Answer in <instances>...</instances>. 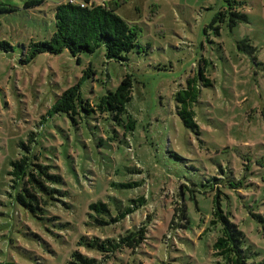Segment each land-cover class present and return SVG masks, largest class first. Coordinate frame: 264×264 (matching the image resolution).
Here are the masks:
<instances>
[{
	"label": "rangeland",
	"instance_id": "1",
	"mask_svg": "<svg viewBox=\"0 0 264 264\" xmlns=\"http://www.w3.org/2000/svg\"><path fill=\"white\" fill-rule=\"evenodd\" d=\"M24 1L0 0L17 7L0 12V40L13 46L0 50V264H68L77 235L89 228L90 202L113 207L116 198L127 203L138 195L145 203L124 218L121 229L110 225L107 232L106 226L93 231L116 235L139 226L154 209L159 218H151L148 234L160 239L149 237L134 253L109 263L96 252L89 255L101 257L102 264H221L211 254L216 232L208 224L219 192L220 207L230 212L256 253L252 259L264 264V221L250 214L264 216V0H240L237 7L246 19L229 25L226 17L213 27L209 22L227 6L224 0H122L116 11L137 26L144 47L129 52L127 60L107 61L100 47L81 53L79 60L64 49L21 63L23 45L53 31V4L61 0L32 8H23ZM244 39L254 50L238 47ZM88 66L95 73L81 79ZM199 68L212 85L200 84L194 130L176 114L174 94ZM126 73L132 83L126 109L134 119L127 137L111 139L122 126L94 111L81 112L75 120L53 113L36 124L57 95L80 79L81 95L95 101ZM31 132L32 152L64 181L56 186L65 194L42 215L15 202L8 174L10 161L21 153L19 142ZM173 193H180L190 222L166 241L172 234L168 200Z\"/></svg>",
	"mask_w": 264,
	"mask_h": 264
},
{
	"label": "trees",
	"instance_id": "2",
	"mask_svg": "<svg viewBox=\"0 0 264 264\" xmlns=\"http://www.w3.org/2000/svg\"><path fill=\"white\" fill-rule=\"evenodd\" d=\"M224 1L227 2V6L214 14L209 26L213 27V22L224 21L226 17L229 25H234L238 19H246V14L239 11L237 7V5L243 4L242 1ZM43 2L44 0H25L23 8H32ZM122 3H124L122 0H113L110 3H96L93 0L55 2L53 4V31L47 38L24 44L23 48L26 51L19 59L20 62L28 63L41 52L56 54L64 49H67L72 56L79 60L81 53H92L100 47L103 48V56L107 61L122 62L127 60L129 52L133 49L141 51L144 47L138 42L137 26L129 24L117 13L116 10ZM16 10V6L0 2V12H15ZM216 31H218V27H216ZM238 47L254 50V47L246 39L241 40ZM12 49L13 46L7 40H0V50L9 51ZM83 73L81 79L93 76L95 72L92 67L88 66ZM79 82L67 87L57 95L53 104L36 121V124L40 125L47 115L50 116L53 113L64 112L75 120V115L81 116V112L94 111L99 113L101 119L110 118L122 126V133L118 134L115 131L112 136L109 135L111 139H117L119 136L127 137L134 128V119L126 109V104L132 96L131 75L126 73L114 90L108 89L95 101L81 95ZM200 84L212 85V80L205 75L202 68L198 69L196 75L187 78V85L178 89L174 94L176 114L184 126L194 130L198 129V125L195 121L193 105L197 102ZM260 114L264 121V100L260 106ZM31 141H34V132L29 134L26 142H19L21 153L16 159L10 161L8 174L15 191V202L33 215H42L49 205L60 201V197L65 194L61 187L56 186L57 183H64V181L58 172L51 171L52 164L40 160L38 152H32ZM245 172L247 174L248 168L245 169ZM116 184L120 187H132L135 183ZM179 194L173 193L168 200L172 207L168 228L172 230V234L166 241L174 236L178 226H185L190 222L185 202L179 199ZM220 198V192L213 197L211 215L208 219L210 230L216 232L210 244L211 254L221 264H257L256 260L252 259L256 253L247 243L245 233L237 223L232 221L230 212L224 211L220 207ZM145 200L144 195L129 197L127 203L116 198L117 204L113 207L101 200L90 202L86 212L89 217L85 222L89 228L86 232L77 235L76 248L71 252L68 264H102L101 257L89 255L88 252L100 254L109 263L113 259L119 260L126 253H134L149 237L160 239L156 234L149 235L150 231H153L149 227L151 218H159V214L154 209L152 214L145 215L139 226L134 225L123 232L119 230L115 233L116 235L101 237L93 231L94 227L106 226L107 232V229H111L110 225H113L112 227L118 225L121 229V222L124 218L143 206ZM118 202L121 204L119 205ZM168 206L165 202L164 207ZM250 214L257 220L264 221V216L253 212ZM85 251L87 252L85 253ZM261 264L263 263L261 262Z\"/></svg>",
	"mask_w": 264,
	"mask_h": 264
}]
</instances>
